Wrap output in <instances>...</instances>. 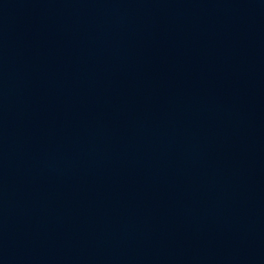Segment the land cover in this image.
Listing matches in <instances>:
<instances>
[{"label":"water","instance_id":"water-1","mask_svg":"<svg viewBox=\"0 0 264 264\" xmlns=\"http://www.w3.org/2000/svg\"><path fill=\"white\" fill-rule=\"evenodd\" d=\"M0 264H264V0H0Z\"/></svg>","mask_w":264,"mask_h":264}]
</instances>
